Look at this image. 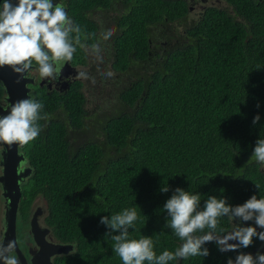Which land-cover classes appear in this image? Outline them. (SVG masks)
I'll list each match as a JSON object with an SVG mask.
<instances>
[{"label": "trees", "instance_id": "trees-1", "mask_svg": "<svg viewBox=\"0 0 264 264\" xmlns=\"http://www.w3.org/2000/svg\"><path fill=\"white\" fill-rule=\"evenodd\" d=\"M224 1L194 9L189 0H70L85 44L73 56L89 79L34 91L49 118L26 145L31 171L19 201V216L36 196L45 201L55 238L75 245L70 264H123L100 219L135 206L130 238L152 236L157 255L175 251L182 242L165 227L163 206L177 187L198 192L201 208L208 196L233 206L264 197V167L248 162L264 138V0ZM94 43L102 59L87 62ZM104 82L108 109L92 99ZM220 227L232 225L223 218ZM205 247L209 256L178 264H227L238 254Z\"/></svg>", "mask_w": 264, "mask_h": 264}, {"label": "clouds", "instance_id": "clouds-1", "mask_svg": "<svg viewBox=\"0 0 264 264\" xmlns=\"http://www.w3.org/2000/svg\"><path fill=\"white\" fill-rule=\"evenodd\" d=\"M81 26L75 24L68 15L65 5L54 0H3L0 4V68L8 66L20 79L35 71L40 78L50 82L57 81L65 65L73 59L77 46L84 48L81 42ZM113 35L111 30L101 34L102 40ZM99 44L90 46L91 54L101 57ZM112 77L113 72L105 74ZM77 79L87 80L85 71H78ZM94 82V81H93ZM259 107V105H258ZM8 114L0 117V145L13 144L24 146L35 141L43 128L39 121L47 120L44 104L31 97L11 104ZM260 121L257 114L252 123ZM0 151L3 148L0 147ZM254 160L264 167V138L255 142L248 162ZM247 162V163H248ZM23 162V167L27 166ZM0 175L3 168L0 167ZM259 190V185H255ZM168 192L169 187L161 188ZM137 207L125 208L117 214L103 216L100 223L110 230L114 241L112 251L123 264H170L189 257H207V243L214 242L221 252H238L235 259L228 258L227 264H264V254L257 252L245 254L240 249L253 245V238L264 242V197L253 194L243 204L233 206L227 198L208 196L201 208V195L177 187L166 201L163 210L167 213L166 228L182 242L175 251L164 250L157 255L152 236L130 238V229L135 228L139 219ZM227 218L231 222L230 231L220 227V221ZM253 221L255 226H241V222ZM7 239L6 227H0V264H20L16 253L17 242ZM236 241V243H229Z\"/></svg>", "mask_w": 264, "mask_h": 264}, {"label": "flooded vegetation", "instance_id": "flooded-vegetation-1", "mask_svg": "<svg viewBox=\"0 0 264 264\" xmlns=\"http://www.w3.org/2000/svg\"><path fill=\"white\" fill-rule=\"evenodd\" d=\"M55 2H62L65 5L68 15L73 20V17L70 12V8H69L70 0H54V3ZM189 2L194 9H196V6H198V4L200 5L199 9H203L209 5H219V6L226 5V2L224 0H189ZM2 3H3V0H0V4ZM101 10H102L101 8L94 10L96 11L94 14L98 13ZM93 12L88 11L87 13H89L90 15H93ZM87 50H88L87 52L88 61L87 62H89L91 52H90V48L88 47H87ZM87 66L88 65L84 66L83 60L80 61L79 58L76 59L73 56V59L70 62H68L65 65L64 69L62 70V74L60 78L55 82H50L47 79L40 78L39 74L35 71L36 65L34 64L33 71L27 74V77L31 79L29 80V83L27 84V86L30 89L28 93L30 97H32L34 91H36L37 88H41V87H44L47 91L55 90L58 92H62L68 88V85L71 82L81 80V79L76 78L77 72L85 71L87 73L88 72ZM2 68L5 71L4 73L7 72L8 74H10V70H11L10 67L4 66ZM6 106H7V101L5 99V90H4V87H2L1 81H0V113L6 108ZM0 147L3 148V151H0V167L3 168V164H2L3 161H6L10 156L14 158L15 153H12L7 145H0ZM16 154L18 156H21V159L19 160V163L17 166L19 172H22L25 168H28L31 171V166L28 162L27 155H26V145L24 146L16 145ZM25 160L28 162L27 166L23 167V170L21 171L20 169ZM29 174L30 172L26 176L21 177L23 180L20 178L21 192H22V186L27 182ZM40 204H42V206ZM5 208H6V200H5V197L3 196V184L2 182H0V227H5V218H4ZM19 213H20V210H19V204H18L17 217H16L17 248H16L15 254L18 256L20 264H36V262L38 264H44V262L42 261V254H41L42 252L40 251V249L42 248V246L40 245L41 242L46 246L49 245L47 247H51L52 245L66 246L65 251H62L60 253H54L49 256L50 264H70L68 259H69V256L75 252L76 250L75 245L71 242H63L55 238L53 231L48 226L47 221H46L47 207H46L45 201L41 199V197L36 196L35 199L31 202L30 206L28 207L26 214L24 216H19ZM32 218L36 220L37 225L39 226L38 228L40 230H43V231H45L46 229L48 230V231L46 230V233L43 234L46 241H39V242L35 241V237L30 230V222ZM19 224L21 225V227L27 228L26 235L25 233L22 234V229H20V231L17 230ZM249 225L255 226L253 221L241 222V226H249ZM257 231H264V229L258 228ZM229 243H236V241H229ZM258 248L262 249L263 250L262 254H264V242L259 241L257 238H253V245L251 247L240 249V250L244 252L245 254L251 253L255 255L256 253L254 254L253 251H255ZM74 255L76 257L78 256V254H74ZM78 258L80 257H77V259ZM74 262L73 264H79L77 262L76 263Z\"/></svg>", "mask_w": 264, "mask_h": 264}, {"label": "water", "instance_id": "water-1", "mask_svg": "<svg viewBox=\"0 0 264 264\" xmlns=\"http://www.w3.org/2000/svg\"><path fill=\"white\" fill-rule=\"evenodd\" d=\"M15 2V0H13ZM4 69L0 68V81L2 87L5 90V99L7 101L6 108L0 113V117H3L8 114L7 109L10 108L11 104H14L16 101L21 99L29 98V87L27 84L29 83V79L26 78L18 80V75L10 70V74L7 72L4 73ZM8 146V145H7ZM12 153H15L14 158L10 156L6 161H3V175H0V182L3 184V196L6 200V208H5V227L7 229V239L16 241V217H17V208L19 204V200L21 197V188H20V178L26 176L30 169L25 168L22 172H19L17 166L21 156L16 154V144L8 146ZM37 222L34 218H32L30 222V230L35 237V241H46L43 234L46 233V230H40L38 228ZM48 231V230H47ZM42 248L40 251L42 252V261L44 264H50L49 256L54 253H60L65 251V247L63 245H52L51 247H47L49 245H44L42 242L40 244ZM69 246V245H68ZM254 254L259 252L263 253V250L258 248L253 251ZM36 264H38L36 262Z\"/></svg>", "mask_w": 264, "mask_h": 264}, {"label": "rangeland", "instance_id": "rangeland-1", "mask_svg": "<svg viewBox=\"0 0 264 264\" xmlns=\"http://www.w3.org/2000/svg\"><path fill=\"white\" fill-rule=\"evenodd\" d=\"M194 6H195V5H194ZM197 8H200V5H199V4H198V6H196V9H197ZM98 14H99L100 16L103 15L101 12L97 13V15H98ZM90 85H91V84H90ZM91 86H92V85H91ZM106 88H108V87H107V85H106L105 82H104L103 84L100 83L99 86L96 88V93H94V95L92 96V99H93L94 103H95V99H96V102L99 103L100 106L106 107V109H108V108H112V107H113L112 103L108 100V98H107V96H106L105 93H102V94L99 95V90H100V89H106ZM86 94L89 95V97H91V95L89 94L88 91L86 92ZM93 101H92V102H93ZM106 105H107V106H106ZM94 109H95V110L97 109L98 111H102L101 109L96 108V106H95ZM89 125H90V127H92V126H93V123H90ZM85 134H86V131H83V132L81 133V136H84ZM40 205L42 206V204H40ZM20 229H22V234H24V233H25V235L27 234V228H23V227H21V225L19 224L17 230L20 231Z\"/></svg>", "mask_w": 264, "mask_h": 264}, {"label": "bare ground", "instance_id": "bare-ground-1", "mask_svg": "<svg viewBox=\"0 0 264 264\" xmlns=\"http://www.w3.org/2000/svg\"><path fill=\"white\" fill-rule=\"evenodd\" d=\"M22 179V178H21ZM23 180V179H22Z\"/></svg>", "mask_w": 264, "mask_h": 264}]
</instances>
